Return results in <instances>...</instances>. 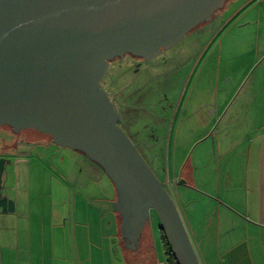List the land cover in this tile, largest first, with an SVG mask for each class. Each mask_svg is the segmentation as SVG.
Returning a JSON list of instances; mask_svg holds the SVG:
<instances>
[{"label":"rangeland","instance_id":"374dc122","mask_svg":"<svg viewBox=\"0 0 264 264\" xmlns=\"http://www.w3.org/2000/svg\"><path fill=\"white\" fill-rule=\"evenodd\" d=\"M263 30L264 0H227L213 20L153 57L113 61L101 79L116 100L120 125L132 121L138 136H129L157 176L163 179L165 168L173 175L184 164V173L191 172L189 188L178 196L166 185L181 215L184 197L186 210L195 205L197 221H216L221 205H229L226 200L242 203L247 187L255 183L253 173L244 176L245 163L230 146L249 137L246 132L253 122L264 121V39L258 37ZM209 104L216 106L212 118L205 112ZM55 151L48 147L32 160L38 163L32 169L55 173L53 182L49 180L54 186L71 187L72 180L64 178L62 170L99 168L83 154ZM51 152L57 154L50 161ZM29 158L14 160L9 173L26 169ZM148 214L151 222H160L154 208Z\"/></svg>","mask_w":264,"mask_h":264},{"label":"water","instance_id":"95a60500","mask_svg":"<svg viewBox=\"0 0 264 264\" xmlns=\"http://www.w3.org/2000/svg\"><path fill=\"white\" fill-rule=\"evenodd\" d=\"M225 1L0 0V110L43 105L75 113L83 137L86 132L94 141L71 145L98 162L121 190L124 185L146 209L157 211L178 264L201 263L167 182L119 124L101 79L115 53L152 41L151 50L158 49L161 31L174 27L170 44ZM3 173L0 165V194Z\"/></svg>","mask_w":264,"mask_h":264},{"label":"crops","instance_id":"0c3cea01","mask_svg":"<svg viewBox=\"0 0 264 264\" xmlns=\"http://www.w3.org/2000/svg\"><path fill=\"white\" fill-rule=\"evenodd\" d=\"M258 37L264 39V30L258 31ZM260 44L264 48V41ZM123 111L129 113L127 109ZM205 112L212 118L216 106L209 104ZM123 122L129 135L138 136L132 130V121ZM246 135L249 137L245 141L239 139L230 146L245 163L244 176L255 175V183L247 187L242 203L226 200L229 205H221L216 221H197L195 205L186 210V200L180 199L184 207L181 216L201 264H264V121L253 122ZM29 159L26 169L4 174L5 186L0 194V264L166 261L161 220L151 222L150 209L135 199H125L99 163L95 161L98 169L82 167L76 173L62 170L67 175L64 178L72 180L69 187L52 185L49 180L53 182L55 173L32 169L35 158ZM152 159L155 161L156 157ZM185 168L186 164L173 175L165 168L167 174L162 180L176 196L189 188L192 174H185ZM42 178L45 180L36 183ZM184 180L185 185L181 183Z\"/></svg>","mask_w":264,"mask_h":264},{"label":"flooded vegetation","instance_id":"af4514ba","mask_svg":"<svg viewBox=\"0 0 264 264\" xmlns=\"http://www.w3.org/2000/svg\"><path fill=\"white\" fill-rule=\"evenodd\" d=\"M216 12L210 17V19L200 22L196 27L207 21L213 20L216 16ZM190 30H187L182 37H184ZM177 32L178 30L174 27H169L161 31L162 36L160 37L163 38L159 37L160 39H156L160 46L158 49L151 50L154 43L152 41L149 42V44L144 43L140 46L136 45L133 48H128L122 54L115 53L108 59V68L110 67V64H112L113 61L116 60L127 61L130 58H147L157 55L160 51H163L165 47L173 45L182 38L180 37L176 41L165 45V43L169 42L173 37H175V35H177ZM110 98L113 100L117 107L116 100L111 96ZM80 124L81 120L77 118V115L75 113H71L59 108L46 107L43 105L15 106L0 110V165L4 167L3 175L6 174L7 171H9L8 167L12 163H14V160H23L24 157L25 159H27V156H31L34 158L35 156L40 157L42 155L41 153L48 147L56 150L55 152H57L58 148H61L64 151L65 149H68L71 150L68 153L77 152L76 154H83L87 156V158L95 162V160L84 150L77 146L71 145L70 143V141L75 142L77 140H83L84 137L82 133L84 129ZM81 134V138H78V135ZM84 134L88 137L84 138L86 142L90 143V139L94 141L92 137L90 138L88 133L84 132ZM39 147L41 148V151ZM10 152H12L11 155H9ZM51 153L52 157L53 155L55 156L57 154H53V152ZM59 157L63 159L64 155ZM18 170L19 168H17L16 171ZM1 184L4 188V179H2ZM122 192L125 199H132L133 201L135 199L136 202L142 203V201L139 200L138 197L124 185H122Z\"/></svg>","mask_w":264,"mask_h":264},{"label":"trees","instance_id":"16d2710c","mask_svg":"<svg viewBox=\"0 0 264 264\" xmlns=\"http://www.w3.org/2000/svg\"><path fill=\"white\" fill-rule=\"evenodd\" d=\"M164 231V229H163ZM163 242H164V252H165V258L166 261L170 264H178V261L176 259V256L174 254V251L170 245V242L168 240V237L164 231L163 233Z\"/></svg>","mask_w":264,"mask_h":264},{"label":"built area","instance_id":"2783aa9c","mask_svg":"<svg viewBox=\"0 0 264 264\" xmlns=\"http://www.w3.org/2000/svg\"><path fill=\"white\" fill-rule=\"evenodd\" d=\"M163 264H170V263H168L167 261H165Z\"/></svg>","mask_w":264,"mask_h":264}]
</instances>
